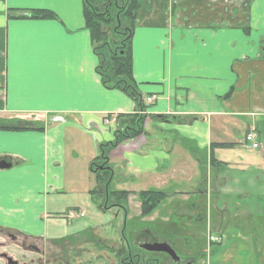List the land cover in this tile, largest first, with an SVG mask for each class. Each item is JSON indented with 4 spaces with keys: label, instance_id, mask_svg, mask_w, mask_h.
<instances>
[{
    "label": "crops",
    "instance_id": "1",
    "mask_svg": "<svg viewBox=\"0 0 264 264\" xmlns=\"http://www.w3.org/2000/svg\"><path fill=\"white\" fill-rule=\"evenodd\" d=\"M210 1L142 0L137 13L132 74L143 100L153 103L144 102L142 136L118 146L108 163L115 191L166 194L167 212L155 211L142 222L165 223L183 208L193 221L234 207L251 211L253 197L239 196L228 174L264 167V1ZM27 10L56 19L10 17ZM96 64L82 0H0V117L39 115L44 125L42 131L0 133V162L12 165L0 171L5 233L39 240L54 233L53 215L61 217L49 207L58 211L76 197L81 204L68 209L82 210L91 201L96 181L89 164L100 145L112 141L116 116L135 113L127 96L102 86ZM107 117L112 124L104 123ZM248 133L258 149L244 142ZM220 144L231 147L212 148ZM211 160L221 166L212 168ZM228 189L240 197L236 202ZM245 225L251 230L250 221ZM238 233L248 247L255 242ZM257 241L264 246V236L257 234Z\"/></svg>",
    "mask_w": 264,
    "mask_h": 264
},
{
    "label": "trees",
    "instance_id": "2",
    "mask_svg": "<svg viewBox=\"0 0 264 264\" xmlns=\"http://www.w3.org/2000/svg\"><path fill=\"white\" fill-rule=\"evenodd\" d=\"M141 1L82 0L84 28L89 33L92 51L97 60L95 72L106 90L120 91L133 102L135 108L134 114L116 116L112 141L100 145L99 157L89 164V171L96 181V189L91 199H98L99 190L102 191L98 209L118 210L125 215L128 214L127 200L131 193L111 190L114 174L108 163V156L118 146L142 136L144 132L145 117L140 112L144 111L145 105L142 94L134 82L131 57V41ZM27 11V13L13 11L10 17L13 19L29 17L35 20L56 19V16L48 11ZM43 128V120L39 115L8 114L0 117V131L3 132L42 131ZM230 147L231 145H212V148ZM210 165L212 168L221 166L214 160H211ZM136 198L140 206V214L135 220L140 222L150 217L166 201V194L161 191L147 190L137 193ZM222 235L221 232H215L218 239H222Z\"/></svg>",
    "mask_w": 264,
    "mask_h": 264
},
{
    "label": "flooded vegetation",
    "instance_id": "3",
    "mask_svg": "<svg viewBox=\"0 0 264 264\" xmlns=\"http://www.w3.org/2000/svg\"><path fill=\"white\" fill-rule=\"evenodd\" d=\"M220 1L222 3H251V0ZM210 2L217 3L218 1L211 0ZM232 11L235 13L236 10L232 9ZM247 11L245 10L246 13ZM262 39H264V34ZM263 42L264 40L260 43L262 46L259 44L262 49H264ZM5 163L9 164L6 161ZM9 169H0V171ZM101 192L100 189L99 193ZM202 203L204 205L202 211L205 212V201L203 200ZM235 209L237 208L234 207L233 210ZM233 210L232 213L224 212L223 215L221 213V215H214V219H209L207 224L205 223L206 220L200 221V215L194 221L186 217L189 222H193L191 227L198 228L197 232H191L189 228L187 229L184 226L179 228L168 223V221L158 225L142 224L135 219H129L127 215L123 214V223L119 233L116 232V240L103 239L100 234L103 229L99 227L85 229L80 240H77L79 238L75 240L63 238L65 248L61 256L62 264H228L224 260H219L218 252H216L217 247L207 240L205 229L208 228L209 232L215 235L214 232L225 233L228 229L239 228L242 215ZM174 215L177 216L176 213ZM49 217L51 216L48 215ZM64 217V215H61L60 219ZM256 217L260 219L257 215ZM256 217L255 219L247 217V221H250L252 225L251 231L255 232ZM168 220L171 222V219ZM226 223L229 224L226 225ZM201 230L205 232L202 233ZM49 234L46 232L39 240L29 242L27 236L13 235L0 230V238L2 239L0 241V262L7 264L1 258V255H6L12 259L10 252L13 251L11 250H15L16 255L14 254V256L17 260L12 259V261L16 264H39L42 260L45 261L46 258L54 262L55 253L54 251L50 253L48 251L50 248L47 245L50 242L56 244V240L52 241L54 236L52 239L48 238ZM254 235L255 242L251 247L254 249V255L250 264H264V257L260 256V253L264 250L262 249V243L257 241V233ZM256 248H260L261 251H255ZM17 249H20V253H26L32 257L25 262V255H17ZM71 254L74 255L77 263L71 261ZM55 264H58V262H55Z\"/></svg>",
    "mask_w": 264,
    "mask_h": 264
},
{
    "label": "rangeland",
    "instance_id": "4",
    "mask_svg": "<svg viewBox=\"0 0 264 264\" xmlns=\"http://www.w3.org/2000/svg\"><path fill=\"white\" fill-rule=\"evenodd\" d=\"M0 133H8V132L0 131ZM263 149H264V145H263ZM117 166H120V167H117ZM122 166H123L122 163L115 165L117 173L119 172V170H121ZM228 175L230 178L234 177V179L232 183L228 181L227 184L230 183V187L236 190L239 193V196L242 197L244 194H247L253 197L251 200L247 202L248 203L247 206L251 208V211L249 212V211H244L241 209L233 210L232 208L233 211L238 212L242 215L240 226L237 229H228L225 233H223L222 239H219L221 240L220 242H218L216 236L209 235L208 228H206L205 229L206 232L205 231L204 232L207 237V240L210 243L217 244V246L216 245L215 246L217 247L216 252H218L219 260H222V261L224 260L228 264H250L252 261V256L254 255V249L251 248L253 247L251 243V239H250L251 247H248V244H245L244 242L239 240V238H237L236 236L239 234L238 232H240V234H242L244 237L245 235L248 236L247 238H251V237L255 238L254 237L255 233L261 236H264V216H261L260 219L256 217V213L258 211L264 214V167H260V166L255 167L254 169H250L246 172L231 171ZM116 185H117V181L112 182L111 184L112 191H114ZM228 192H231L230 195H227V196L232 197L231 199L233 200V202H236V200L240 198L238 197V195H236V193L233 192L232 189H228ZM63 200H65L66 202V199H59V202L61 203ZM100 200H101L100 197H98V199L87 202V204H85L82 207V210L79 209L83 213V217L75 218V222H71L70 224H67L66 221L59 219L57 215H53V220L51 221V223H49V227L52 226L54 228V234H49L48 238L52 239L53 236L57 235L56 238L54 237V240H52V241L56 240V244L50 242L49 245H47V247L50 248L48 249L50 253L51 251H54L55 260L53 262L50 259L46 258L45 261L40 260L41 263L39 264H55V262H58V264H62L61 256L65 248V245H64L65 241L63 238L69 239L72 236L76 235L78 237L72 238L71 240H75L77 238H79L77 240H80L81 237L83 236L82 232L86 229V227L102 228L103 231L100 234L103 239H108V240L117 239L116 232L119 233V230L123 223V219H122V217L124 218L123 213L122 211H117V210L97 212L96 206L99 207ZM251 203H253L252 207H251ZM80 204H81V201L76 199V197H74V200L67 199V204L65 203L63 206H61V208L58 211H54L50 207L48 211L54 214L55 213H60L61 215L66 214V218H67V211L70 210L68 208H71V207L75 208L77 205L79 206ZM190 204H191V201L188 202V205ZM127 206H128L127 217L129 219H137L139 217L138 214L140 213L139 211L140 206H139L137 198L133 196H129L127 200ZM163 206L165 205L158 207L155 211L167 212L166 209L162 208ZM174 207H178V205L176 204L173 206V208ZM181 213L182 214H180L179 212L176 213L177 216H179L177 217L174 215L173 212H171L168 217V219H171V222L170 220H168V223H171L179 228H182L181 226H184V227H187V229L189 228L191 232H197L198 228L191 227L193 223L192 222L190 223L188 221L189 220L188 218L190 217L184 216L185 213H188V214H191V213L185 210L184 208L182 209ZM210 217L211 216L209 214L208 215L206 214L205 216H200L199 219L200 221L206 220L205 223L207 224V221L210 219ZM247 217L250 219H255V217L257 218L256 224H255L256 232L253 230L245 231V227H246L245 224L247 223ZM156 219H159V217ZM190 219L193 220L192 218ZM140 222L142 224L150 223L152 225H155V224L158 225V222L156 220L154 221L146 220L144 222H142L141 220ZM201 231L202 233H204L203 230ZM262 249H264V246H262ZM5 251L8 252L7 250ZM11 251H13V252H10L11 258L14 261L17 260V258L14 256L15 250H11ZM19 251L20 249H17L16 251L17 255H25V262L29 261L28 259L32 257L29 254L20 253ZM255 251H261V249L256 248ZM22 252L24 251L22 250ZM260 256L264 257V250L263 252L260 253ZM73 257L74 255L71 254L70 256V258H72L71 261L77 263L75 257L74 258ZM0 264H4V263L0 262Z\"/></svg>",
    "mask_w": 264,
    "mask_h": 264
},
{
    "label": "built area",
    "instance_id": "5",
    "mask_svg": "<svg viewBox=\"0 0 264 264\" xmlns=\"http://www.w3.org/2000/svg\"><path fill=\"white\" fill-rule=\"evenodd\" d=\"M152 100L151 98H147L145 101H146V104H151L152 103ZM144 112H142L141 114H143ZM111 121H108L106 120L105 123L108 124L110 123ZM245 143L253 150L255 149H258V144L255 142V136L254 134L252 133H248L246 136H245V139H244ZM80 218V217H83V213H77V212H70L68 215H67V218L68 219H75V218Z\"/></svg>",
    "mask_w": 264,
    "mask_h": 264
},
{
    "label": "water",
    "instance_id": "6",
    "mask_svg": "<svg viewBox=\"0 0 264 264\" xmlns=\"http://www.w3.org/2000/svg\"><path fill=\"white\" fill-rule=\"evenodd\" d=\"M11 165L6 164L5 161L0 162V169H9ZM102 168H100L101 170ZM1 258L6 261L7 264H16L12 259L8 258L6 255H1Z\"/></svg>",
    "mask_w": 264,
    "mask_h": 264
}]
</instances>
